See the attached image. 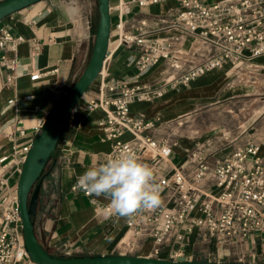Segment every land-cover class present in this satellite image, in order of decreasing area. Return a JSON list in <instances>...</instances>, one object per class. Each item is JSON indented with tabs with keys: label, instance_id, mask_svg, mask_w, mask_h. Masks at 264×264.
I'll return each instance as SVG.
<instances>
[{
	"label": "crops",
	"instance_id": "0c3cea01",
	"mask_svg": "<svg viewBox=\"0 0 264 264\" xmlns=\"http://www.w3.org/2000/svg\"><path fill=\"white\" fill-rule=\"evenodd\" d=\"M1 1V0H0ZM204 3L232 0H201ZM118 0H110L113 5ZM178 7L177 2L167 1L144 9L135 8L127 16V25L142 18L168 17ZM99 21L96 0H44L19 11L0 22V29H7L21 43L7 51L0 50V157H7L2 163L0 176L9 183L11 193L18 183L21 164L14 147L21 148L31 143L37 133L40 119L46 120L56 108L61 97L82 74L90 58L94 42V31ZM114 24V19L112 25ZM150 39H169L179 34L178 29H163L152 24ZM109 55L105 62L107 78L125 80L131 85L159 86L174 75L204 59L219 54V50L193 36H186L183 51L189 54L188 61H177L168 67L161 62L145 73H141L132 62L135 50L119 45L116 34H111ZM17 61V87L7 86V69L2 65L3 56ZM179 66V68H178ZM34 71L45 75L36 82L30 80ZM83 95L70 116L61 143L43 179L40 206L37 214L38 238L51 250L73 255H130L150 257L154 243L143 231L140 237L128 235L127 220L106 214L102 207L108 203L105 197L86 196L82 190L72 191L78 177L93 166L104 163L111 153V142L105 139L97 127L105 116L103 109L90 111L87 104L97 98L101 78ZM31 95L32 99L23 98ZM219 97L226 102L237 127L224 133L228 145L224 150L200 138L195 121L209 101ZM17 97L18 104L9 100ZM239 104V113H232L231 106ZM230 107V108H226ZM134 114L147 119L160 116L156 138L172 145L170 164H159L158 175L168 174L171 166H180L196 143H204L209 153L219 159H226L236 149L249 143L262 145L264 150V55L243 61L238 67L226 65L215 69L193 81L188 87L173 90L153 102L134 103ZM245 115L241 120V116ZM17 120H21L26 136L19 138L16 132ZM237 120V118H235ZM182 122V125H179ZM127 135L125 139H129ZM209 139V138H208ZM179 159L178 161L174 160ZM147 164L148 160H140ZM16 196V194L14 195ZM95 202L97 204H95ZM163 204L170 202L163 197ZM175 246L174 242L170 247ZM249 250H260V238L251 235L245 244ZM165 248L160 259L168 258ZM185 258L192 261L235 262L231 252L216 241H202L196 233L188 239ZM245 262H259L248 255ZM21 264H34L25 259Z\"/></svg>",
	"mask_w": 264,
	"mask_h": 264
},
{
	"label": "built area",
	"instance_id": "2783aa9c",
	"mask_svg": "<svg viewBox=\"0 0 264 264\" xmlns=\"http://www.w3.org/2000/svg\"><path fill=\"white\" fill-rule=\"evenodd\" d=\"M167 1L178 4L168 17H147L127 25L125 18L135 8L144 9ZM114 24L111 34H116L119 45L137 52L132 62L141 73L161 62L168 67L177 61L187 62L189 54L183 51L186 36L219 50V54L191 65L159 86L131 85L125 80L107 78L104 66L100 73L101 84L97 98L87 104V109H103L105 116L97 127L111 142L109 157L124 152L133 153L140 160H148L160 186L162 205L154 211L137 214L133 222H126L128 235L140 237L142 232L152 239L151 258H159L168 248L167 260L185 257L188 239L196 233L202 241L214 240L231 252L235 262H245L248 255L264 263V150L262 145L249 143L236 149L226 159H219L208 152L204 143H196L180 166H171L166 175L159 176L158 166L170 164L172 145L156 138L160 116L147 119L134 114V103L153 102L167 93L188 87L193 81L226 65L238 67L246 60L264 55V0H232L204 3L201 0H118L110 3ZM163 29H178L179 34L169 39H150L152 24ZM22 41L7 29H0V50L15 48ZM109 51V50H108ZM2 65L7 69L6 84L17 87V61L4 55ZM179 68V66H178ZM45 74L34 71L30 80L39 81ZM32 99L31 95L23 98ZM17 105L15 97L8 102ZM45 122L40 119L36 130ZM179 122V125H182ZM19 138L26 136L21 120H17ZM130 135L129 139H125ZM227 141V138H224ZM31 143L16 149L18 164L23 163ZM107 158V159H108ZM7 157H0V169ZM106 159V160H107ZM81 190L75 183L72 191ZM83 191V190H82ZM84 192V191H83ZM85 193V192H84ZM86 196H89L85 193ZM170 206L163 204V197ZM17 196H12L9 183L0 176V264H21L28 259L17 210ZM95 204H97L95 202ZM109 203L102 207L111 214ZM251 235L260 238V250L245 248ZM174 242L175 246L170 247Z\"/></svg>",
	"mask_w": 264,
	"mask_h": 264
},
{
	"label": "water",
	"instance_id": "95a60500",
	"mask_svg": "<svg viewBox=\"0 0 264 264\" xmlns=\"http://www.w3.org/2000/svg\"><path fill=\"white\" fill-rule=\"evenodd\" d=\"M41 1L44 0H1L0 22ZM96 1L99 21L88 63L78 80L64 91L59 104L37 131L19 173L16 205L28 259L34 264H264L263 262L192 261L185 257L171 261L130 255H73L72 251H68L66 256H56L48 252L40 243L32 218L37 212L47 165L55 158L63 131L78 102L100 75L109 49L112 27L110 0Z\"/></svg>",
	"mask_w": 264,
	"mask_h": 264
},
{
	"label": "clouds",
	"instance_id": "9594fccd",
	"mask_svg": "<svg viewBox=\"0 0 264 264\" xmlns=\"http://www.w3.org/2000/svg\"><path fill=\"white\" fill-rule=\"evenodd\" d=\"M77 187L89 196L105 197L111 214L129 223L137 214L162 205L154 170L130 152L89 168L78 177Z\"/></svg>",
	"mask_w": 264,
	"mask_h": 264
},
{
	"label": "rangeland",
	"instance_id": "374dc122",
	"mask_svg": "<svg viewBox=\"0 0 264 264\" xmlns=\"http://www.w3.org/2000/svg\"><path fill=\"white\" fill-rule=\"evenodd\" d=\"M100 75L98 76V78ZM96 82L93 83L95 85ZM220 98L217 96L214 101H209L208 105H206L201 113L200 116L195 121V126H197L198 131L200 133V138H205L207 141L210 142V148L214 146L220 147L219 150H224L228 145L224 140V133L228 132V130L237 127L238 117L235 115L232 118V114H230L228 109H225L226 102H222L219 100ZM230 108V107H226ZM232 113H239V104L235 103L231 106ZM245 115L241 116V120H243ZM209 138V139H208ZM174 160L178 161L179 159ZM15 191L13 195H17V185L15 186Z\"/></svg>",
	"mask_w": 264,
	"mask_h": 264
},
{
	"label": "trees",
	"instance_id": "16d2710c",
	"mask_svg": "<svg viewBox=\"0 0 264 264\" xmlns=\"http://www.w3.org/2000/svg\"><path fill=\"white\" fill-rule=\"evenodd\" d=\"M96 33V30L94 31V34ZM92 49H93V45H92V47H91V52H92ZM91 54V53H90ZM87 63H88V60H87V62H86V65H87ZM79 77H80V75H79ZM78 80V78L75 80V82ZM60 102V101H59ZM59 102H58V104H59ZM66 128V127H65ZM64 132H65V129H64V131H63V134H64ZM63 134H62V136H61V139H60V143H61V140H62V137H63ZM58 150V149H57ZM57 150H56V153H57ZM55 153V154H56ZM51 163H52V160L49 162V164L47 165V168H46V171H45V173L47 172V170H48V168H49V166L51 165ZM40 199V198H39ZM39 206H40V202H38V206H37V212H36V215L32 218L33 220H34V222H35V225H37L36 223V221H37V214H38V209H39ZM37 229V228H36ZM39 241H40V243L42 244V246L48 251V252H50L51 254H53V255H56V256H66L64 253H60V252H57V251H53V250H51L50 248H48L40 239H39Z\"/></svg>",
	"mask_w": 264,
	"mask_h": 264
}]
</instances>
